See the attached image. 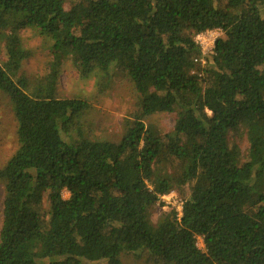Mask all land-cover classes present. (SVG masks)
Masks as SVG:
<instances>
[{"label": "trees", "instance_id": "obj_1", "mask_svg": "<svg viewBox=\"0 0 264 264\" xmlns=\"http://www.w3.org/2000/svg\"><path fill=\"white\" fill-rule=\"evenodd\" d=\"M25 29L50 42L35 86L18 76ZM217 29L201 67L194 36ZM1 45L19 146L0 169V264H264V0H0ZM68 59L103 90L124 72L140 116L175 113L173 130L137 118L118 142L90 137V105L56 95ZM242 128L245 156L229 143ZM187 185L181 215L152 228L151 209Z\"/></svg>", "mask_w": 264, "mask_h": 264}, {"label": "rangeland", "instance_id": "obj_2", "mask_svg": "<svg viewBox=\"0 0 264 264\" xmlns=\"http://www.w3.org/2000/svg\"><path fill=\"white\" fill-rule=\"evenodd\" d=\"M70 7L71 3L69 2L64 5L65 10H69ZM19 36L24 48L29 53V58L22 63L18 76H23L34 86L44 83L52 60L49 40L30 29L20 31ZM222 37L223 33L219 35V38ZM1 50L0 64H4L6 56L3 45H1ZM211 55L201 56L198 58L200 62L198 61L196 64L203 67ZM111 76L110 82L106 84L107 86L103 90L99 89L96 74L87 78L82 77L70 59L64 60L61 65L56 95L59 99H78L90 105V111L83 122L86 134L93 139L118 142L122 137L125 122L135 121L137 118H141L145 126L156 129L161 135L173 130L176 119L175 113L140 116L142 113L141 99L139 94L135 92L128 76L118 70L114 71ZM229 143L237 145L241 153L246 155L249 144L243 128L229 135ZM18 146L17 123L12 103L8 95L0 92V169L14 155ZM188 188L187 185L184 187V191L175 190L160 198L150 212L152 228H155L162 217L170 211L181 215L182 202L186 198L185 190L188 191ZM3 197L4 185L0 182V228ZM62 197L68 199L69 194L64 191ZM197 247L204 251L202 238H197ZM120 261L121 264H147L144 259H138V257L127 254H122Z\"/></svg>", "mask_w": 264, "mask_h": 264}, {"label": "built area", "instance_id": "obj_3", "mask_svg": "<svg viewBox=\"0 0 264 264\" xmlns=\"http://www.w3.org/2000/svg\"><path fill=\"white\" fill-rule=\"evenodd\" d=\"M222 34L221 30H210L203 33L195 35L194 42L199 47L201 51V56L207 54H214L215 42L219 39V35ZM200 62V60L195 59L194 62ZM202 62V61H201ZM164 199H167L164 197Z\"/></svg>", "mask_w": 264, "mask_h": 264}]
</instances>
